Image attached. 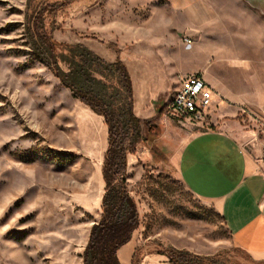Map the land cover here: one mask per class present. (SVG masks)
Masks as SVG:
<instances>
[{
	"label": "rangeland",
	"instance_id": "374dc122",
	"mask_svg": "<svg viewBox=\"0 0 264 264\" xmlns=\"http://www.w3.org/2000/svg\"><path fill=\"white\" fill-rule=\"evenodd\" d=\"M191 2L0 0V264H83L102 216L108 128L34 56L26 15L44 4L63 5L45 19L57 43L81 44L107 62L124 63L135 115L154 133L127 157L126 189L139 227L119 249L120 264H171L168 248L241 264L222 218L175 176L171 160L181 135L227 122L249 152L251 136H264V17L262 38L243 44L241 0H229L236 5L230 8L215 1L200 19L191 17ZM234 72L241 85L231 88L244 94H252L261 73L259 104L236 107L221 96L212 77L231 82ZM193 74H202L221 99L204 122L180 125L165 109L153 113L158 100L167 104L180 79Z\"/></svg>",
	"mask_w": 264,
	"mask_h": 264
},
{
	"label": "trees",
	"instance_id": "16d2710c",
	"mask_svg": "<svg viewBox=\"0 0 264 264\" xmlns=\"http://www.w3.org/2000/svg\"><path fill=\"white\" fill-rule=\"evenodd\" d=\"M71 1L75 0H67ZM61 8L63 5L44 4L28 13L25 32L36 59L74 99L101 116L108 128L102 216L92 227L83 264H120L119 249L139 227L136 202L126 189L127 157L140 143H149L154 133L149 121L135 115L132 80L122 61L107 62L84 45H64L53 39L45 26L46 15ZM164 254L171 264H214L209 257L175 248Z\"/></svg>",
	"mask_w": 264,
	"mask_h": 264
},
{
	"label": "crops",
	"instance_id": "0c3cea01",
	"mask_svg": "<svg viewBox=\"0 0 264 264\" xmlns=\"http://www.w3.org/2000/svg\"><path fill=\"white\" fill-rule=\"evenodd\" d=\"M215 1L229 8L236 6L230 4L229 0H192L189 9L191 17H206L212 11L211 3ZM177 11L180 12L179 9ZM263 17L264 0H255L253 4L241 0V43L251 41L255 44L262 38ZM206 73L210 77L213 74L210 65H207ZM260 76L259 72V85L251 89L252 94L241 93V87L238 90L231 88L233 85H241L240 72L231 75V82L214 76L212 79L221 89V96L225 100L241 107L247 101L254 104L261 102L263 88L259 83ZM157 102L153 113L159 114L166 104L163 99ZM220 102L219 95L215 94L208 116ZM224 114L232 116L225 112L221 115ZM234 125L227 122L217 130L181 135L173 150L171 166L175 176L187 189L222 218L241 264H264V136H251L254 149L249 152L232 132L236 129ZM152 155L154 157L155 152L152 151ZM147 157L153 159L150 153ZM178 250L193 254L191 250ZM209 258L218 264L215 257Z\"/></svg>",
	"mask_w": 264,
	"mask_h": 264
},
{
	"label": "built area",
	"instance_id": "2783aa9c",
	"mask_svg": "<svg viewBox=\"0 0 264 264\" xmlns=\"http://www.w3.org/2000/svg\"><path fill=\"white\" fill-rule=\"evenodd\" d=\"M214 98L215 94L202 74L186 75L180 79L172 98L165 105L164 115L179 124L204 122Z\"/></svg>",
	"mask_w": 264,
	"mask_h": 264
},
{
	"label": "water",
	"instance_id": "95a60500",
	"mask_svg": "<svg viewBox=\"0 0 264 264\" xmlns=\"http://www.w3.org/2000/svg\"><path fill=\"white\" fill-rule=\"evenodd\" d=\"M247 2H249L250 4H253L255 0H246Z\"/></svg>",
	"mask_w": 264,
	"mask_h": 264
},
{
	"label": "bare ground",
	"instance_id": "6f19581e",
	"mask_svg": "<svg viewBox=\"0 0 264 264\" xmlns=\"http://www.w3.org/2000/svg\"><path fill=\"white\" fill-rule=\"evenodd\" d=\"M204 76H205V73H204Z\"/></svg>",
	"mask_w": 264,
	"mask_h": 264
}]
</instances>
